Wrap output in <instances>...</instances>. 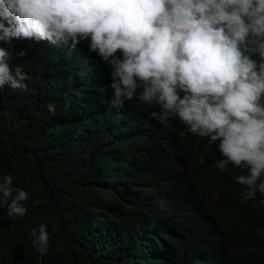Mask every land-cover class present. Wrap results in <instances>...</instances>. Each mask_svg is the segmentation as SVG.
Returning a JSON list of instances; mask_svg holds the SVG:
<instances>
[{
  "label": "clouds",
  "instance_id": "1",
  "mask_svg": "<svg viewBox=\"0 0 264 264\" xmlns=\"http://www.w3.org/2000/svg\"><path fill=\"white\" fill-rule=\"evenodd\" d=\"M30 78L106 138L113 206L133 185L141 227L146 211L172 231L180 264L206 262L176 231L187 210L217 260L224 235L264 245V0H0V89ZM13 181L0 176V208L24 216L32 194ZM230 200L236 221L218 220ZM47 227L28 234L41 256Z\"/></svg>",
  "mask_w": 264,
  "mask_h": 264
},
{
  "label": "trees",
  "instance_id": "2",
  "mask_svg": "<svg viewBox=\"0 0 264 264\" xmlns=\"http://www.w3.org/2000/svg\"><path fill=\"white\" fill-rule=\"evenodd\" d=\"M25 83L27 91L0 89V176L12 174L13 186L32 194L24 216L9 217L7 206L0 208V264H180L171 256L177 252L172 231L156 227L146 211L147 226L141 227L133 185L124 187L125 201L113 206L110 148L106 138L95 139L97 127L80 112L62 111L57 97L38 90L33 78ZM48 103L55 104V114ZM201 207L209 212L206 203ZM213 214L218 220L237 217L232 200ZM185 216L176 231L190 240L188 253L206 261L201 264L264 261L253 257L264 247L256 238L225 235L215 259L201 217L192 210ZM41 223L51 234L43 256L28 235Z\"/></svg>",
  "mask_w": 264,
  "mask_h": 264
}]
</instances>
